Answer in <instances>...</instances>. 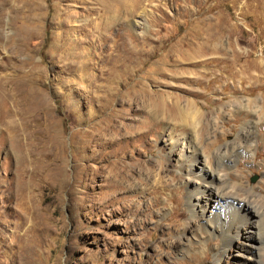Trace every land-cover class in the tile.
I'll return each instance as SVG.
<instances>
[{"label":"rangeland","instance_id":"rangeland-1","mask_svg":"<svg viewBox=\"0 0 264 264\" xmlns=\"http://www.w3.org/2000/svg\"><path fill=\"white\" fill-rule=\"evenodd\" d=\"M0 6V264H264L219 202L264 199V0ZM158 90L197 115L156 123Z\"/></svg>","mask_w":264,"mask_h":264},{"label":"bare ground","instance_id":"bare-ground-1","mask_svg":"<svg viewBox=\"0 0 264 264\" xmlns=\"http://www.w3.org/2000/svg\"><path fill=\"white\" fill-rule=\"evenodd\" d=\"M3 15H4L3 9L0 6V27L3 26L2 25ZM214 48L215 49L217 48V44L214 45L213 49ZM218 50H220V48H218ZM188 73L194 75L195 71H193V72L188 71ZM161 75L164 77V79H165V77L169 78L170 76L172 78V75H170L165 70H163L161 72ZM175 78H177L178 80H186L191 85H193L194 83H197L199 81V80L197 81V78H195L194 76H191V75L179 76V77H175ZM160 82H161V80H160ZM162 83H163V81H162ZM163 84H165L166 86L171 87V88L178 87L176 84H173L171 82H164ZM179 89L182 91H185L187 93H192L191 87H187V86L182 87L181 86V87H179ZM165 92H166L165 90H158L157 92H154L151 94L149 91H147L144 94H141L139 97L140 102H141V110H145L146 113L151 118H153V120H157L156 123L167 122L168 120L178 121L179 118L181 119V121H186L188 119L187 118L188 115H190L189 117L192 116L194 119V117L197 115V110L194 108L192 110H190L189 109L190 103L185 102L180 97L177 98L178 95L177 96H175V95L165 96L166 95ZM10 128L14 129L15 132H17L16 131L17 128H14L13 126H10ZM18 134H19V136L21 135L20 133H18ZM22 135H23V133H22ZM221 160L223 162L224 161L230 162V161H232V156L228 157L225 153H223ZM223 162L220 161L218 167H216L215 170L217 172H220L223 175H226L227 173L223 172L224 171V169L222 167ZM233 177H234L233 175H229L230 179H233ZM226 184H228V183H225V185ZM225 187L227 190H225V191L223 190L224 192L222 193V195L224 197L221 196V199L219 198V202L221 204L223 202L222 206H223L224 211H225L224 216L227 215L226 220L224 221V223H225L224 225L230 226L231 222L236 220V215L238 213L239 214L238 216L240 217L239 219H241V221L244 224L249 225L250 236H252L253 234L259 235L260 228H262V225H264V224L257 221V219L264 216V199H258V197H256V195H255V190L251 189V188H249L246 192H244L243 196H239L238 190L236 189L235 186H233V185L228 186L227 185ZM260 193H264V188L260 191ZM190 198H191V196H190ZM191 205L194 206L195 205L194 202H192ZM253 216H255L256 219L251 220L250 223L248 224V219H250L249 217H253ZM223 232H224L225 239L227 241V246H229L230 242H232L237 237V235L231 233L229 231L228 227L225 228Z\"/></svg>","mask_w":264,"mask_h":264},{"label":"water","instance_id":"water-1","mask_svg":"<svg viewBox=\"0 0 264 264\" xmlns=\"http://www.w3.org/2000/svg\"><path fill=\"white\" fill-rule=\"evenodd\" d=\"M256 179V177L254 178V180Z\"/></svg>","mask_w":264,"mask_h":264}]
</instances>
